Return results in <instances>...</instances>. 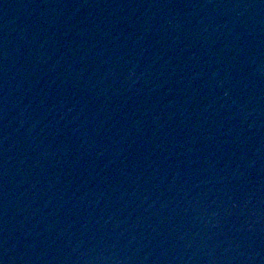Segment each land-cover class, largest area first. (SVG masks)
<instances>
[{
	"label": "water",
	"instance_id": "obj_1",
	"mask_svg": "<svg viewBox=\"0 0 264 264\" xmlns=\"http://www.w3.org/2000/svg\"><path fill=\"white\" fill-rule=\"evenodd\" d=\"M0 264H264V0H0Z\"/></svg>",
	"mask_w": 264,
	"mask_h": 264
}]
</instances>
